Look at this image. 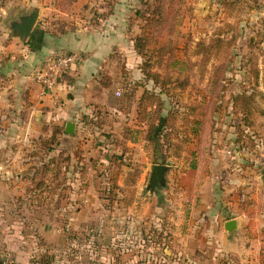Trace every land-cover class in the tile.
<instances>
[{
    "label": "crops",
    "instance_id": "1",
    "mask_svg": "<svg viewBox=\"0 0 264 264\" xmlns=\"http://www.w3.org/2000/svg\"><path fill=\"white\" fill-rule=\"evenodd\" d=\"M75 3L80 9L85 0ZM46 11L41 10L28 43L14 38L24 47L21 52L16 43L9 41L5 49L14 55L10 54V60L5 59L0 67V264H48L49 255L52 259L59 252L64 255L75 242L69 237V227L77 229L79 237L91 234L90 239L100 248L105 244L103 239L111 243L126 236L133 240L134 248V240L146 238L147 264H164L167 255H175L180 264H264V210L258 211L260 205L250 204L251 199L259 202L264 192L263 173L254 171L260 182L250 185L247 173L231 168L221 151L214 153L206 168L197 162L200 158H185L187 149H198L200 136L195 139L196 135L186 130L191 129L192 122L180 121L179 128L184 132L173 140L183 144L190 135L196 142L185 146L183 154L175 158L182 167H171L166 186L153 193L148 190V196L141 197V185L149 178L152 164L148 125L138 119L139 98L145 88L132 104L136 115L135 123L128 124L132 128L124 131L116 124L110 126L114 142L106 139L97 126H84L85 115L101 107L108 109L113 87L102 85L101 69L114 58V50L123 40L120 32L126 11L117 8L104 23L94 26L88 19L90 10H57L63 19L77 22L60 28L43 18L53 12ZM80 11L84 14H78ZM68 51L82 52L83 62L66 72L52 95H43L33 79V68L52 54ZM68 122L76 124L75 133L66 131ZM56 127H61V132L56 135L54 149H40L39 140L50 138ZM79 148L82 151L76 156ZM97 154L106 160H113L115 155L124 159L115 172L118 184L110 205L116 211L125 207L126 230L118 227L122 214L109 211L110 215L104 209L108 201L99 197V188L92 182L77 183L87 174L95 179L93 166L88 169L84 164ZM128 154L132 155L129 161L135 155L136 160L142 157L147 161L138 167L127 164ZM156 154V163H160L163 152L157 150ZM50 161L53 163L48 171L43 172L42 164ZM173 176L177 178L175 183ZM39 181L44 184L37 186ZM123 191L126 198L121 196ZM230 219L237 223L232 232L226 229ZM161 234L169 235L172 247L161 246ZM9 254L13 255L11 260L7 258Z\"/></svg>",
    "mask_w": 264,
    "mask_h": 264
},
{
    "label": "rangeland",
    "instance_id": "2",
    "mask_svg": "<svg viewBox=\"0 0 264 264\" xmlns=\"http://www.w3.org/2000/svg\"><path fill=\"white\" fill-rule=\"evenodd\" d=\"M149 2L153 7L158 3L164 7L170 3L172 5V10H162L163 13L171 11L169 17L171 24L165 26L167 28L164 27L161 32L157 28H147L143 17L137 16V10H144ZM75 6L76 3L70 5L69 0H0V67L2 68L5 59L10 60L11 55H14L13 51L5 49L9 41L16 43L15 47L19 51L24 48L19 41L14 40L10 22L35 7L47 10L46 12L53 10L43 18H47L51 25L57 24L59 28L68 25L72 27L77 25V22L63 19L57 10L67 13L70 10H90L88 19L94 26L104 23L117 8L125 10L126 21L120 32L123 40L115 48L114 58L105 62L101 69L112 81L113 89L108 101V109L99 108L98 121L88 120L90 116L85 115L84 126L90 128L97 124L105 138L114 142L112 138L114 132L110 126L116 124V127L119 126L124 131L132 128V125H128L134 124L136 119L132 104L140 91L142 92L144 88L161 91L158 85L145 77L143 71L159 72L162 76L172 79V83L167 86L170 88L167 94L161 95L166 102L164 117L171 114L168 123L171 127L168 128L171 132L170 138L162 141L164 146L160 149V153L163 152L164 163L171 167L175 165L182 167L175 158L182 155L184 150L192 146L196 142L195 139L200 136L198 149L193 152L187 149L185 158L191 156L200 158L197 162L206 168L214 153L221 151L222 158L231 168H240L247 173V184L260 182V178L254 177V171L258 175L261 173L264 175V0H85L80 9H76ZM82 12L78 14H84ZM65 20L68 21L63 23ZM140 35L149 38L143 53L135 48V41ZM5 42L7 45L3 46ZM7 52H10L9 55ZM38 66L39 64L33 68V72ZM131 84L137 87L138 92H135L137 95L133 94L134 87H131ZM0 85H2V76H0ZM117 90L121 91V95L116 94ZM241 95L254 97L252 112L247 117L239 111L240 100L236 103L234 101V97ZM153 110L149 107L148 113H153ZM180 121L193 123L191 129L186 130L196 135L194 140H191L190 135L183 144L173 140L174 136L184 132L179 128V124H182ZM162 123L163 129L164 119L161 120L160 124ZM151 149L149 161L153 164L159 160L156 158L157 149L153 144ZM102 150L100 149L101 152ZM99 155L88 159L86 165L84 164L88 169H92L93 166L95 179L92 174H87L83 181L81 179L77 183L88 185L92 182L93 187L99 188V197L108 201L104 209L110 215L112 212L116 215L122 214V221L118 223V227L126 230L125 207L116 211L110 205V202L115 200L111 190H114L118 184L115 172L121 166V162L117 160L114 162L109 158L106 160ZM239 155H241L240 159H238ZM129 156L132 155H126L125 162L135 164L137 167L147 161L142 157L139 161L136 160L138 155L129 161ZM148 180L147 177L141 185V197L148 196L146 187ZM172 180V183H175L177 178L173 176ZM121 196L126 198V192L123 191ZM163 197L165 198L166 194H163ZM263 197L264 192L259 195V202L251 199L250 204L260 205L258 211H262V208L264 210ZM60 212H63L61 208ZM69 228L71 231L69 237L75 239V242L74 240L71 242L70 250L64 255H60L59 252L53 256V259L49 255L48 264L101 262L131 264L129 263L131 259H134L132 264H147L146 238L134 240L133 249L131 248L133 240L126 236L111 243L110 240L107 242L103 239L105 244L100 248L92 238L90 239L91 234L79 237L77 229ZM168 236L167 234L166 239L161 240V246L167 248L172 245ZM106 237L109 238V235L106 234ZM156 240L157 238H154V241ZM174 258L175 255H167L163 262L169 264L174 262Z\"/></svg>",
    "mask_w": 264,
    "mask_h": 264
},
{
    "label": "trees",
    "instance_id": "3",
    "mask_svg": "<svg viewBox=\"0 0 264 264\" xmlns=\"http://www.w3.org/2000/svg\"><path fill=\"white\" fill-rule=\"evenodd\" d=\"M76 1L77 0H69V4L71 5ZM171 1H174V0H171ZM146 5L147 7L144 10H137L138 12L137 16L143 17V19L146 21L147 28L148 27L157 28V30L161 32L165 26L168 27V25L171 24V19L169 18L171 16L170 15L171 11H167L166 13L162 12V10H172L173 8H172L171 3L167 7H164L163 5H159V3L154 5L153 7L150 2ZM135 42H136L135 48L138 49V52L143 53V49H145V47H147V43H149V38L147 36L140 35L137 37ZM143 72L147 79L149 80L151 79L156 85H158L161 88L160 92H156L155 89L149 90L148 88H145L143 94L139 98V104H138L139 119L140 121L146 122V124L148 125L147 140L151 144L154 145L155 149L160 150L164 146V143L162 141H164L165 139L168 140L171 134V132L168 131V128H171L170 125L168 124L171 114H168L166 117H164L163 111L165 110L166 102L164 101L161 95H163V93L167 94V92L170 89L167 86L170 85V83H172V79L168 76H162V74H160L159 72L148 71L147 73H145V70ZM135 83L136 82H134V84ZM111 84H112L111 78L108 77V75L104 74L103 79H102V85L104 87H110ZM134 84H131V87H134L133 94L135 95L137 87ZM239 100L241 103V108L239 109V111L241 113L246 114V117H247L252 112L251 110H252V104L254 102V97L252 95H243V96L241 95L236 98L234 97L235 103ZM149 107L154 109L153 113L151 114L148 113ZM99 114H100V110L99 109L95 110L93 114L89 115L90 118H88V120L93 119L95 121H98L100 117ZM162 119H164V126H165L163 129L161 127L162 124H160ZM145 120H147L148 122ZM99 126H101V124ZM59 132H61V127H56L54 128L53 135L50 138L40 139L39 140L40 149L49 150V151L54 149L53 145L57 143L56 135ZM81 151L82 150L80 148L76 150L75 151L76 156H79ZM113 157H114L113 158L114 162L115 160L118 161L119 159H120L121 164L124 162V159L121 158V156L115 155ZM156 158L158 160L157 155H156ZM160 162L164 163V156ZM51 163H53V161H50L48 164L47 163L42 164L43 172L48 171L49 165ZM56 167H59V166L56 165ZM43 184H44L43 181L37 182V186H42ZM111 191L113 193V194L111 193V195H113L115 198L114 190H111ZM158 239L159 241L164 240L166 239V236L163 237V235L161 234L160 238Z\"/></svg>",
    "mask_w": 264,
    "mask_h": 264
},
{
    "label": "water",
    "instance_id": "4",
    "mask_svg": "<svg viewBox=\"0 0 264 264\" xmlns=\"http://www.w3.org/2000/svg\"><path fill=\"white\" fill-rule=\"evenodd\" d=\"M40 8L35 7L33 10L27 13L19 15L10 22V29L12 36L18 38L21 42H27L32 35V32L38 22L40 15ZM76 124L74 122H68L66 125V131L69 133H75ZM171 166L163 162L153 163L150 166V176L147 184V189L153 193L156 192L159 187H165L167 184V173L170 171ZM236 220L230 219L226 222V229L232 232L236 228ZM99 264H104L103 262Z\"/></svg>",
    "mask_w": 264,
    "mask_h": 264
},
{
    "label": "built area",
    "instance_id": "5",
    "mask_svg": "<svg viewBox=\"0 0 264 264\" xmlns=\"http://www.w3.org/2000/svg\"><path fill=\"white\" fill-rule=\"evenodd\" d=\"M83 60L84 55L80 51L52 54L36 68L33 72V79L40 85L43 95H52L61 83L66 72L73 66L81 64ZM116 94L121 95V91L118 90ZM7 258L11 260L13 255L9 254ZM173 263L180 264L175 259Z\"/></svg>",
    "mask_w": 264,
    "mask_h": 264
}]
</instances>
